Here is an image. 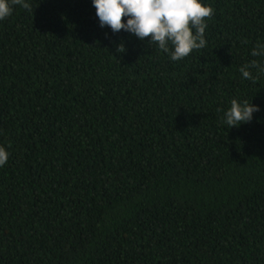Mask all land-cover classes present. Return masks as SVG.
<instances>
[{"label":"trees","instance_id":"16d2710c","mask_svg":"<svg viewBox=\"0 0 264 264\" xmlns=\"http://www.w3.org/2000/svg\"><path fill=\"white\" fill-rule=\"evenodd\" d=\"M26 2L0 21V264H264V73L239 71L264 0H202L179 61L92 0ZM232 99L260 110L230 128Z\"/></svg>","mask_w":264,"mask_h":264},{"label":"clouds","instance_id":"9594fccd","mask_svg":"<svg viewBox=\"0 0 264 264\" xmlns=\"http://www.w3.org/2000/svg\"><path fill=\"white\" fill-rule=\"evenodd\" d=\"M101 27H109L114 33L121 30L136 35L141 41L150 38V44L168 53L172 61L189 56L193 50L206 47V20L214 14V9L202 0H92ZM32 11L26 0H0V21L11 16L13 6ZM125 18H127L125 22ZM247 41H245L246 43ZM121 44L117 52L124 53ZM252 57L264 58V43H257L251 51ZM257 69L253 77L249 69ZM243 78L255 83L259 74L264 73V64L253 59L239 69ZM259 106L248 100L242 103L232 99L230 108L224 114V120L231 127L249 123ZM219 111V109H218ZM8 160V152L0 146V166Z\"/></svg>","mask_w":264,"mask_h":264}]
</instances>
